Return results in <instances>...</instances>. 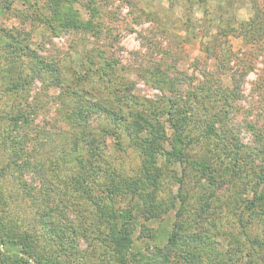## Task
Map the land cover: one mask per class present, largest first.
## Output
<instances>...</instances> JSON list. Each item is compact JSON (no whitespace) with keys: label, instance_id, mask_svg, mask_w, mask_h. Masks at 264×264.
Instances as JSON below:
<instances>
[{"label":"rangeland","instance_id":"obj_1","mask_svg":"<svg viewBox=\"0 0 264 264\" xmlns=\"http://www.w3.org/2000/svg\"><path fill=\"white\" fill-rule=\"evenodd\" d=\"M53 2L56 1L0 0V168L10 162L14 148L31 166L25 170L10 165L5 175H0L3 228L6 225L20 231H36L41 243L42 228L36 204L42 194L48 195L50 206L55 212L60 211L56 217L61 219V224H65L67 215L78 228L71 242L82 252L76 257L66 256L63 263L117 264L112 248H106L99 240V231L106 227L107 221L91 202L101 192L96 202L102 207L113 203V207L121 208L136 203L139 198L128 193V199H122L117 194L110 201L107 190L98 191L104 178L108 180L111 176V167L115 174L124 177L137 173L138 150L131 138H125L119 146L117 138L101 130L109 123L104 112L92 115L87 121L80 119L81 123L86 122L85 126L72 130L64 119L74 106L72 99L62 97L64 90L54 85V75L35 72L36 59L28 54L32 50L48 62L54 60L64 80L63 86L77 83V75L88 69L89 81L85 82L88 88L104 86L106 79L127 80L130 93L156 101L169 138L173 129L165 113V100L169 97L188 100L190 92L198 91L197 104L200 107L206 102L207 112L201 113L199 107H194L191 114L187 113L193 119L180 132L184 134L183 142L192 141L188 147L190 154L210 156L214 168L219 169L229 165L234 150L240 153V162L246 165L242 163L243 173L236 180V188L243 187L242 196L235 204L230 199L227 189H232L228 187L232 181L228 176L219 188L206 184L198 187L187 176L178 182L174 174L177 172L181 177V170L165 154H160L157 198L169 204L170 197L181 198L178 191L187 194L185 209L189 217L199 199L208 197L209 190L216 189L209 209L211 212L221 204L211 215L216 225L209 228L216 236L214 240L230 239L241 245L233 256V264H264V198L255 199L251 192L256 178L257 184L264 186V0H57L60 11L56 15L47 8ZM61 16H66V22ZM68 18H77L82 24L74 25ZM88 51L93 53L94 61ZM106 64L114 66L112 78L100 74L109 71L110 66L105 67ZM10 67H13L11 72ZM21 68L28 84L20 106L29 104L25 108L28 123L12 129L4 114L18 98L6 86L9 78H17ZM156 77L164 81L163 89L156 87L158 83L153 81ZM107 91L101 90V93ZM226 98L232 104L229 107L223 105ZM192 106H195L193 101ZM180 111L174 119H180ZM207 113H216L223 124L216 126V134L210 139H201L205 126H200L195 118ZM75 130H86L105 141L103 161L98 163L93 176L83 181L90 196L73 190L70 177L71 167L76 164L75 155H66L69 159L63 156L66 135ZM7 133L14 138L13 147L10 141L4 145ZM162 144L165 146L164 140ZM22 180L29 184L35 196L38 193V199L27 193ZM249 199L255 213L246 209ZM260 206L263 211H259ZM144 216L145 213L134 221L133 237L140 227L146 226L148 231L158 233L160 229H170L175 209H168L157 219L145 220ZM141 223L145 226H140ZM164 240L162 235L158 239ZM135 242L137 246L151 248L157 240L144 238ZM6 248L0 243L1 251L14 254L15 250ZM26 264L36 263L30 260Z\"/></svg>","mask_w":264,"mask_h":264},{"label":"trees","instance_id":"obj_2","mask_svg":"<svg viewBox=\"0 0 264 264\" xmlns=\"http://www.w3.org/2000/svg\"><path fill=\"white\" fill-rule=\"evenodd\" d=\"M52 1L56 2H53L52 6H50V2L47 8L50 11L52 10L56 15L57 11H60L58 8L59 4L57 0ZM61 17L60 19L66 22V16ZM68 19L74 25L78 23L82 24L77 18ZM16 51L19 53L23 50ZM87 53L93 60V53H89V51ZM28 54H31L30 58L34 59V61L36 59L35 72L39 75L44 73L54 75L52 82L64 90L61 91L62 97L72 99L71 101L74 106L71 107L70 112L64 115V119L71 125L72 130L85 126L86 122L81 123L80 119L87 121L88 118L91 119L92 115L104 112L106 114L105 118H107L109 123L102 126L101 130L117 138L119 146L122 145L123 140H126L125 138H131L135 149L138 150L140 166L134 176L124 177L120 173L117 175L115 174V169L111 167V176L108 180L105 177L103 183H100L102 188L98 189V191L107 190V198L110 201H114V197L117 194L122 199H128L126 196L128 193H132L133 196L137 195L139 197L138 201L134 204L130 202L129 204L131 205L121 208L113 207V203H109V207H102L96 202L100 199L101 192L95 197V201L92 200L91 202L107 221L106 227L101 228L99 231V240L101 243L106 244V248L107 246L112 248L116 258L115 262L117 264H233V256L237 255L240 251L241 245L234 244L230 239L225 242L215 241L216 236L211 234L209 229L216 227L213 222L215 220H212L211 215L221 206L219 204V206H215L209 212L216 189L209 190L208 197L205 196L204 199H199L197 206L189 217H187L188 214L185 209L188 199L187 194L183 195L181 191H178L177 194L181 198L177 199V196L174 195L170 197L169 204L157 198L160 187L159 181H161L159 166H157L160 154H165L181 170L183 174L181 177L178 176L176 171L174 174L178 182L182 181L184 176H187L193 179L198 187L206 184L210 187L217 186L219 188L226 182L224 177L228 176V179L232 181L228 184V187L232 189H227L230 193V199L235 204L239 200V197L242 196L243 187L236 188V180L243 173L242 163L246 165V162H240V153L234 150L233 156H230L232 161L230 160L229 165L227 167L224 165L223 169H219L214 168L210 156L202 158V156L190 154L188 147L191 146L192 141L183 142L184 134L180 132L184 131L186 124L193 119L188 116L191 114L193 108L199 107L197 104L198 91L190 92L188 100H181L178 97H169L165 100L164 104H167V107L164 108L165 113L169 115L167 120L173 129V135L169 138L166 133L165 123L160 119L162 110L159 111L156 107V101L130 93L129 90L131 88L127 80H123L121 77L119 80L114 81L106 79L105 84H103L104 86L99 87L95 85L93 88H88L85 85V82L89 81L88 74L90 70L88 69L84 74L79 73L80 75H77V83L69 82L70 84L63 86L64 83L62 81L64 80L54 60L48 62L32 50H29ZM107 66H110V68H107L109 71L105 72L104 70L100 74H104V76L108 75L109 78H112L114 74V69L112 68L114 66L106 64L105 67ZM12 69L13 67H10L9 71L11 72ZM99 76L105 78L101 75ZM157 78L153 80L158 83L156 87L163 89L162 83L164 81L157 80ZM27 84V76L23 74V69L21 68L17 73V78H9L8 86H6V90L18 98V101L12 103L10 109L4 114L6 119L10 120L12 129L15 126L19 127L28 123V119L25 117V108L29 104L25 103L24 106H20L25 99L24 89ZM105 89H108V91L102 94L101 90ZM192 101L195 103V106H192ZM223 105L229 107L232 104L226 98ZM207 106L208 104L204 102L199 107V111L206 113L205 107ZM179 111L180 119H174L175 113ZM195 120L200 126H205V130L200 133L201 139H210L216 134V126L221 127L223 124L222 119L216 113H207L197 119L195 118ZM7 135L4 136V145H7L8 141H10L12 147L13 143L16 145L10 133H7ZM66 140L67 146L63 151V156L69 159V156L66 155H75L74 160L76 164L71 167L72 176L70 177L73 190L87 193L90 196V190L86 188L87 186L83 181L88 176H93L95 168H99L98 163L103 161V154L101 153L105 146L104 138L87 133L86 130H82L81 132L75 130L66 135ZM162 140L168 145L167 148H165L166 144L165 146L162 144ZM11 154L12 158L10 162H7V164L0 168V175H5L10 165L25 170L31 168L28 165L27 158L22 157L16 148L12 150ZM18 159L21 162L20 164L17 162L19 161ZM249 176L252 177L253 175ZM258 178L260 179L261 177L258 176ZM22 181L23 188L27 193L38 199V193L35 196V193L31 192L32 189L29 187V184L25 180ZM257 181L258 179L256 178V182L251 183H254L251 191L252 196L255 199H262L264 198V186H259ZM49 199L50 196L47 195L45 197L42 194L41 200L37 201L36 204L39 208V222L42 228L43 241L41 243L38 242L40 238L36 231L31 232L29 229L20 231L13 226L9 227L6 225L3 228V225L0 223V243L5 245L6 249L10 247L11 250H15L14 254H8V252L0 250V264H26L30 260L36 264H64L66 256L76 257L82 252L71 242L72 236L75 233L77 234V224L73 220H69L66 215L64 216L65 224L62 225L61 219L56 217L60 211L55 212L53 206H50L51 202ZM251 200L249 199V202H246V209H250L253 211L252 213H255L251 208ZM226 202L231 203L229 201ZM177 203H179V206H177ZM170 208L175 209V220L170 225V229H160L159 233L157 230L148 231L149 228L144 223H141L140 226H145L146 228L142 229L140 227L136 236L133 237L134 221L137 218H142L143 213H145V220L150 218L157 219ZM259 211H263V207L260 206ZM161 235L165 238L164 242L158 241ZM144 238L157 240V243L151 248L148 245L140 247L135 244L136 240ZM234 245L236 246L234 247Z\"/></svg>","mask_w":264,"mask_h":264}]
</instances>
